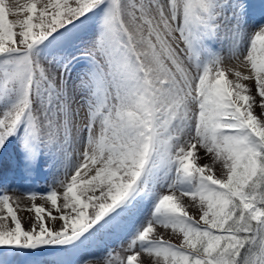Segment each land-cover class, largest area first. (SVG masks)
<instances>
[{
    "label": "snow or ice",
    "instance_id": "1",
    "mask_svg": "<svg viewBox=\"0 0 264 264\" xmlns=\"http://www.w3.org/2000/svg\"><path fill=\"white\" fill-rule=\"evenodd\" d=\"M247 15L245 0H0V150L15 141L25 173H63L58 228L33 206L39 227L24 229L0 194V264L80 252L145 211L126 264L141 253L154 264H264V122L239 82L254 81L264 106V21ZM93 18L89 64L73 79L80 58L67 48ZM225 49L249 72L236 82ZM198 148L222 163V178L196 163ZM177 192L198 202V219ZM44 198L61 211L55 190ZM155 225L181 242L153 238Z\"/></svg>",
    "mask_w": 264,
    "mask_h": 264
},
{
    "label": "bare ground",
    "instance_id": "2",
    "mask_svg": "<svg viewBox=\"0 0 264 264\" xmlns=\"http://www.w3.org/2000/svg\"><path fill=\"white\" fill-rule=\"evenodd\" d=\"M31 0H5V7L10 9H15L18 6L26 5L30 3ZM246 5L248 6V15L245 17L246 21L251 23L254 21H264V0H245ZM26 14H21L19 16H9L10 21H15L16 19H24ZM99 29L98 18H93L90 20L87 25L81 28L77 32V39L74 40L73 44L69 45L67 51L70 53H75L77 56L79 53L82 54L86 44L91 43L94 40ZM18 32L19 29H16ZM83 47V48H81ZM216 50H220L219 44H213ZM224 56L223 67L226 71L227 78L233 82H236L235 72L239 71L244 75H248L249 72L246 68L241 66L237 60L228 59V52L225 49L222 52ZM79 57V56H78ZM81 58V57H80ZM87 63V62H86ZM89 64V63H88ZM81 65V64H80ZM47 67V65H45ZM83 68V67H82ZM74 69V68H73ZM71 71V70H70ZM72 73V72H71ZM73 74V73H72ZM73 78V77H72ZM76 78V77H75ZM243 83L250 89V95L255 98V105L252 109L253 113L259 117L260 115H264V106H261L260 97L257 95L255 83L254 81H239ZM15 144V146H14ZM2 151L0 153V194H7L10 197V202L18 218L22 222V226L26 230H31L33 224H36L37 229L39 227V223L36 221L34 207H43L46 209L45 223L49 227H59L62 221L58 219V217L62 214V205H63V188L57 182L59 179H63V173L61 172L59 175L56 173L54 176L52 175L50 178H46L48 181V185H43V179L45 177V172L39 170L38 172H33L31 175L24 172L22 165L20 163V159L18 157L19 149L16 145V142L13 141L9 145H7V150ZM203 165H207L204 159ZM201 164V163H199ZM208 166L212 169V173H217V168L222 164L219 161H209ZM6 168L5 171H2V168ZM45 167V166H44ZM48 168V167H47ZM47 181H45L47 183ZM55 185H52L54 184ZM51 184V185H50ZM55 190L58 194V207L61 208V211H57L56 208H53L50 201L45 199L47 193ZM31 193H36V199L32 200L29 198ZM176 195L179 197V193ZM185 208L187 209L189 206L194 204H198V202H192L189 197H179ZM50 212L53 217H57L56 220H52L47 216V213ZM0 215H6V212H0ZM7 225L11 227L10 218L7 219ZM159 231L160 233L166 235L170 234L171 229H164L159 225L154 226V230ZM127 232V231H126ZM155 233V232H154ZM98 250V249H97ZM42 251V250H41ZM55 253H52V255ZM5 255H8L7 253ZM98 255V251L94 249V243H92L87 248L81 250L77 253H72L70 257L72 258L73 264H82L84 260H96V256ZM147 256L144 253H141L140 256ZM50 255L45 253H41L39 250L35 252H27L20 253L19 257L12 261V264H46L51 259L50 264H58L60 261L58 258H50ZM148 257V256H147ZM153 258V257H148ZM65 262V261H64ZM141 264V263H140Z\"/></svg>",
    "mask_w": 264,
    "mask_h": 264
},
{
    "label": "rangeland",
    "instance_id": "3",
    "mask_svg": "<svg viewBox=\"0 0 264 264\" xmlns=\"http://www.w3.org/2000/svg\"><path fill=\"white\" fill-rule=\"evenodd\" d=\"M88 45H90V43L86 44V47ZM81 48H83V47H81ZM78 56H79V58L80 57L81 58L79 59V61L77 63H74L72 65V68L70 69L71 71L69 70L73 79H75V77H77L78 74L82 73L87 68L88 63H89L88 60L82 56V54L79 53L77 55V57ZM258 118L260 121L264 122V115L263 114L260 115ZM16 145H17V143H16ZM14 146H15V144H14ZM18 157L20 159V154H18ZM204 159H205L207 165H209L208 160L215 162V160L212 158L211 154H209L208 156H205V151L203 149L198 148L197 149L196 163L200 166H204L203 165ZM199 163H201V164H199ZM41 169L45 172V177L43 179V185H48V181L46 178H50L52 175L54 176V174L56 173L55 169H50L48 165H42L40 170ZM1 170L5 171L6 168L4 167ZM222 172H223L222 164H220V166L217 168V173H212V174L216 175L218 178H222ZM45 181H47V183ZM52 185H55V183ZM161 191L163 192V194H169L166 189H162ZM186 210L189 212L190 215H193L197 219L199 218L200 212H199L198 204H194V206L191 205ZM147 215H148V213H147V211H145L143 213V215H136V216L130 217L129 219H127L126 221L123 222L121 227H119L113 231H110V232L102 235L100 238H98L94 242V249L96 251H98V255L95 257L96 260L100 261V264H104L105 261H109V260L116 261V264H121V262H123V264H126L127 257L129 255L133 254V252L127 250V246H128L129 240H130L129 234L134 230V227L138 226L139 222H141L143 220V217L147 216ZM154 232L155 233H153V238H159L160 236H163V238L165 240H167L173 244H179L181 242V239H182V237L177 233H170V234L164 235V234L160 233L159 231H157L156 228H155ZM41 250H39L41 253H47L50 255H52V253H55L52 255V257H54V258L59 257V259L61 257L63 264H73L71 261L72 258L70 257V255L72 254L71 252H65V251H62L59 249H54V248H46V249H41ZM150 261L152 262V264H154L155 258L154 257L148 258L147 256L143 255V256H138L137 261H135L134 264H140V263L141 264H149Z\"/></svg>",
    "mask_w": 264,
    "mask_h": 264
}]
</instances>
